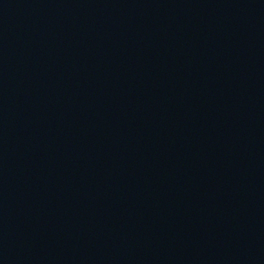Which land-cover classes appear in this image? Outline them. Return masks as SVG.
<instances>
[{
	"label": "water",
	"instance_id": "95a60500",
	"mask_svg": "<svg viewBox=\"0 0 264 264\" xmlns=\"http://www.w3.org/2000/svg\"><path fill=\"white\" fill-rule=\"evenodd\" d=\"M0 264H264V0H0Z\"/></svg>",
	"mask_w": 264,
	"mask_h": 264
}]
</instances>
